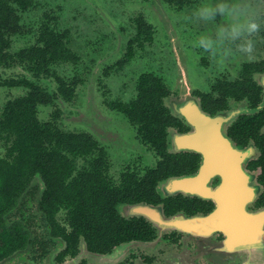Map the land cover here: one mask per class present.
<instances>
[{
  "label": "flooded vegetation",
  "instance_id": "obj_1",
  "mask_svg": "<svg viewBox=\"0 0 264 264\" xmlns=\"http://www.w3.org/2000/svg\"><path fill=\"white\" fill-rule=\"evenodd\" d=\"M53 1L56 0H27L24 6L13 4L17 6V13L22 15V21L30 27L38 28L44 13L49 12L52 16L58 17L56 27L60 30H69V43L72 46L71 29L60 25V15L50 3ZM84 1V3L88 1L95 8L97 4L99 8L101 7L100 0ZM251 3L253 7H257L256 4L261 5V11H264V0H251ZM57 5L60 9L61 5ZM35 10L40 11L36 17L32 16ZM262 14H257L262 24L261 30L252 37L255 43L254 52L251 56H245L246 61L240 62L243 66H247L245 76L248 77L250 74L257 83L258 94L245 95L240 100L232 99L229 106L219 107L215 112H209L205 111L201 97L197 93L199 88L194 85L191 87V95L197 99L201 108L209 116H215L222 110L236 108L242 104L247 106V109L240 111L226 124L225 129L235 145L244 150L247 155L246 170L250 173L249 183L256 192L254 200L247 207L251 213L264 211V107L257 111L251 110L259 106L264 99V85L258 80L259 77L264 76V14ZM89 19L91 20L90 17ZM64 20H67L66 16ZM51 22L53 23L54 20ZM94 27L86 23L85 32L79 35L82 43L97 36L107 40V32ZM37 28L32 30L31 36L36 33ZM176 29L183 39L182 30L179 27ZM123 37H126V33L121 35V38ZM14 38L10 50L0 51L2 56L0 80L3 82L0 92L7 89V97L0 103V107L10 98L25 94L33 89V86L40 85L50 94L46 96V100L56 102L53 106H50L51 103L40 105L38 108L40 116L48 118L53 107L57 110L54 114L59 118L58 122L64 129L71 127L69 123L61 120L62 116H65L64 111L67 110L69 116L79 113L76 108L82 109L74 102L80 88L86 85L88 89L94 67L100 61L95 85L97 89L94 94L99 110L90 112L84 109L82 113L92 119L99 128L115 133V139H105L106 137L93 131L84 119L78 123L82 127L71 128L93 133L98 143L93 151L81 152L76 164H73L75 167L69 180L78 179L82 197L93 198L99 194L104 199L110 198V204L114 208L102 212L100 207L89 209L85 214L93 215V218L82 217L77 225L70 219V212L61 208L55 215L56 220L58 219L61 223L60 228L57 227L61 233H57L51 221L53 217L50 213L48 214L51 210H44L39 203L38 197L40 187L43 188L41 184L43 180L39 174H36V180L30 182L27 194L31 197L35 193L36 199L27 200L24 205L21 204L13 209L10 215L11 219L22 221L27 231L31 232V239L28 240L25 248L17 249L0 264H264V239L254 240L251 233L242 231L241 224L236 223L220 231L210 229L202 223L216 208V202L212 198L202 196L195 191V187L190 188L193 190L191 192L183 189L171 192L166 189L168 183L196 178L202 168L203 154L189 150L177 141V135L185 134L192 129L188 118L173 108V103L182 96L180 88L173 89L169 86L170 94L164 98V104L170 108V114L173 116V120L167 126V148L172 155L182 158L179 160L160 159L150 147L142 144L136 135V127L130 116L120 107L121 103H129L136 97L137 81L141 73L136 71L139 76L131 82L130 77L135 74L132 66L134 61L148 50H136L135 55L133 50H70L75 55L72 61L64 62L63 60L61 63L54 64L58 71L56 75L66 77L65 80L69 83L77 82L75 85L72 84L77 88V94L73 99H68L65 95L67 89H63L64 83L61 80L48 75L44 76L47 73L46 69L52 64L48 67L40 65L43 72L39 77L35 76L32 70L27 68L26 59L18 56L20 50H17V47L18 42L22 40L21 37L14 36ZM113 38L114 36L112 40ZM194 48L197 54L199 50H202L198 47ZM64 51L67 53L69 50ZM166 51L171 54L172 59L176 60L173 50ZM80 52L86 55V59L82 62V71L71 75L70 79L64 66L80 68L82 60ZM4 53L15 54L16 57L11 59L9 56H4ZM207 54L208 66L205 67L215 71L211 64L213 63L211 56ZM201 59L199 55H196L197 64L204 66ZM106 62L107 64L103 67ZM226 71L229 70L226 69ZM119 74L124 76L120 82V88H116L114 85ZM216 77H218L217 74L212 75V79L209 80L213 88ZM254 101L256 104L251 105L250 103ZM61 102H66V108L62 107ZM4 153L5 147L0 144V156ZM221 182L222 178L219 174H212L208 176L205 184L214 188ZM239 189L240 186L233 184L228 192L237 196ZM117 197H119L118 201H116ZM114 198L115 201H113ZM137 205L150 207L154 214L148 216L134 212L133 208ZM165 220L173 221L167 223ZM262 221L264 222V217ZM100 228L110 230L112 233L103 238L85 236V230ZM121 234L123 237L120 239ZM120 246H125L121 255H109Z\"/></svg>",
  "mask_w": 264,
  "mask_h": 264
},
{
  "label": "trees",
  "instance_id": "obj_2",
  "mask_svg": "<svg viewBox=\"0 0 264 264\" xmlns=\"http://www.w3.org/2000/svg\"><path fill=\"white\" fill-rule=\"evenodd\" d=\"M25 1L27 4V0H0V51L10 50L14 36L21 37L22 40L18 42L17 47V50H20L18 56L26 59L27 68L39 77L43 72L39 66L48 67L52 64L46 69L47 73L44 76L61 80L64 83L63 89H67L66 97L73 99L77 94V88L74 86L77 82L69 83L65 80L66 77L56 75L58 71L54 66L63 60L72 61L75 57L70 51L75 49L69 43V30L58 29L56 27L58 17L52 16L49 12L44 13L38 28L28 26L16 10L17 6H24ZM164 1L174 10L189 13L191 7L194 8L198 3L196 0ZM253 11L259 15L264 14V11L259 10L258 7H253ZM135 21L136 31L127 40L125 50H133L134 55L136 50L161 52L170 50L166 46L167 37L166 42L158 44L161 48L158 45L154 46L158 27L149 18L141 14ZM34 28H37V31L31 36ZM188 34L191 36L194 33ZM64 50L69 51L66 53ZM3 55L11 59L16 57L11 53ZM199 55L202 56L201 62L207 67L206 54L199 52ZM246 69L247 66L237 64L232 70L219 71L214 88L209 82L197 90L205 111L215 112L219 107L229 106L232 99L240 100L245 95L258 94V85L253 77L250 74L248 77L245 76ZM24 79L29 81L28 78L24 77ZM2 85L3 82L0 80V88ZM169 94V85L163 75L157 71H145L138 78L136 97L129 103H121L120 107L130 116L136 127V135L142 144L150 147L160 159L179 160L182 158L172 155L167 148V126L173 120L170 108L164 104V98ZM47 95H50L48 90L36 85L25 94L10 98L0 107V144L5 147L4 155L0 156V263L17 249L25 248L26 243L31 239V232L27 231L22 221L11 219L10 215L13 209L21 204L24 205L27 200L36 199L35 193L31 197L27 195L30 182L36 180V174H39L43 180L41 181L43 188L40 187L38 197L39 203L44 210H51L48 214L53 217L51 221L57 233H61L57 228H60L61 223L56 220L55 215L61 208L70 212V219L76 225L82 217L93 218V215L85 214L89 209L100 207L102 212L114 208L110 204V198L104 199L99 194L93 198L82 197L78 179L69 180L75 167L73 164H76L81 152L93 151L98 142L91 132L62 128L58 122L59 118L54 114L57 110L53 107L48 118L40 116L38 109L40 105L50 103V106L56 105V102L46 100ZM250 104L254 105L256 101ZM38 184L40 185V182ZM118 200L119 197L116 201ZM110 232L112 233L103 228L84 231L87 238H103ZM122 237L123 234L120 235V239Z\"/></svg>",
  "mask_w": 264,
  "mask_h": 264
},
{
  "label": "rangeland",
  "instance_id": "obj_3",
  "mask_svg": "<svg viewBox=\"0 0 264 264\" xmlns=\"http://www.w3.org/2000/svg\"><path fill=\"white\" fill-rule=\"evenodd\" d=\"M161 1L164 2V8L166 9V12L171 19L175 29L179 27L182 30L183 39L181 38L179 32H177L183 43V53L185 56V59L183 58V60L187 68V75L191 87L192 85H194V87L203 88L209 83V80L212 79V75L218 74L219 71H226V69L232 70L234 69V65L240 64V62L245 59V54L236 52L235 50L233 52V55L228 57L227 59L221 56L210 57L213 61V63L211 64L213 65V69L215 68V71L209 70L203 65H198L196 62V55L199 54H197L196 50H194V45L199 40V38L204 35H213L216 30V22V25H219L221 23H226L227 21L222 19L221 15L218 13L215 21L204 22L196 19L193 13L201 6L215 5L219 2H222V0H196L198 1V3H196V6L194 8L191 7L192 10H190V13L187 11L183 12L174 10L173 7H169L164 0ZM84 2V0H56L55 2H50L51 5L57 9V13H59L60 15V25L67 26L71 29V33L73 34L72 47L75 50H125L128 37L133 35L136 31L135 19L136 17H138V15L141 14L145 15L146 18H149L158 27L154 46H157L160 43H164V41L166 42L167 37L168 45L166 46L170 50H172L166 28L159 16L157 9L153 6L155 0H150L149 2L146 0H100V8L98 7V4L96 5L97 8H95L88 1H86V3ZM223 2L236 3L238 2V0H223ZM57 4L61 5L60 9L58 8L59 5ZM256 6L259 10H261V5L256 4ZM39 14L40 11L35 10L32 16L36 17ZM65 16L67 17V20H64ZM89 17L91 18V20L89 19ZM174 22L177 25H175ZM86 23L92 27L95 26L94 29H100L107 32V40L100 39L99 36H97L96 38L91 37L86 43H82L79 35L85 32ZM123 29H125V31ZM198 30H200V32H197ZM189 32H193L194 34L190 36V34H188ZM125 33L126 37L121 38V35ZM113 36L114 38L112 40ZM158 46L159 48H161V45ZM158 51L159 54H157ZM199 52L202 54H207L203 50H199ZM80 55L82 56V60L80 61V68L73 69L71 65L64 66L65 72L69 78L75 73L79 74L78 71H82V62H84V59H86V55L81 54V52ZM201 57L202 56L199 55L200 59ZM106 64L107 62L103 64V67ZM133 64L134 65L132 66V70L133 72H135V74L130 77L131 82L138 78V73H142L145 71H157L164 76L165 80L171 88L177 89L179 87L181 93L183 90V92H187L188 90L186 86L184 88L182 86L184 82L182 81V79H180L177 59H172L171 54L167 51L161 52L160 50H148L145 54L139 57L138 60L134 61ZM94 68L95 70L93 72L91 81L89 82L88 89L86 85L80 88L79 95L75 100L76 102H74L75 104L80 105L82 109L79 110L76 108L79 113L70 114L69 116L67 110H65V116H62L61 120H63L65 123H69V125H71L70 129H79L82 126L78 123L84 119L85 123H87L93 131L103 135V137H106L105 139H115V133L103 128H99V126H97L92 119L84 116V114L82 113V110L84 109H88V111L90 112H97L99 110L96 105L94 94L97 89L95 85L98 78L96 76L100 68V61L97 65H95ZM136 71L138 73H136ZM123 76L124 75L122 74L118 75V79H116L114 87L120 88V82ZM6 90L7 89H4V91L0 92V103H2L7 97ZM17 93L19 92L17 91ZM174 98L175 96L172 99L174 100ZM61 104L63 105V108H66V102H61ZM73 125L75 127H73Z\"/></svg>",
  "mask_w": 264,
  "mask_h": 264
},
{
  "label": "water",
  "instance_id": "obj_4",
  "mask_svg": "<svg viewBox=\"0 0 264 264\" xmlns=\"http://www.w3.org/2000/svg\"><path fill=\"white\" fill-rule=\"evenodd\" d=\"M153 6L157 9L159 16L168 33L169 41L178 61L180 79L184 82L182 96L173 103V108L184 114L192 125V129L182 135H177L178 143L189 150L198 151L203 154L202 168L196 178L177 180L166 185V189L175 192L179 189L191 192L190 188L202 196L210 197L216 202L214 212L202 223L213 230H224L234 224H241L242 231L252 234L254 240L264 239L262 217L264 211L251 213L247 207L254 200L255 189L249 183L250 173L246 170L247 155L231 140L226 132V124L234 119L240 111L247 109L246 104L239 107L225 109L215 116H209L199 105L197 99L191 95V86L184 63L183 43L169 18L164 2L155 0ZM259 82L264 85V76L259 77ZM264 107L263 101L251 110L257 111ZM219 174L222 182L214 188L208 187L205 182L209 175ZM42 183V182H41ZM237 184L240 189L233 196L229 193L232 185ZM197 185V186H196ZM134 212L152 216L150 207L135 206ZM154 214V213H153ZM159 218V217H157ZM173 220H165L172 222ZM125 246L114 250L110 256H119L123 253Z\"/></svg>",
  "mask_w": 264,
  "mask_h": 264
},
{
  "label": "clouds",
  "instance_id": "obj_5",
  "mask_svg": "<svg viewBox=\"0 0 264 264\" xmlns=\"http://www.w3.org/2000/svg\"><path fill=\"white\" fill-rule=\"evenodd\" d=\"M220 14L226 23L217 25L213 35H204L194 45L211 57L221 56L225 59L236 52L251 56L255 49L252 37L258 34L262 24L257 13L253 11L251 0H238L236 3L219 2L198 8L193 15L204 22L215 21ZM234 45V49L232 47Z\"/></svg>",
  "mask_w": 264,
  "mask_h": 264
}]
</instances>
